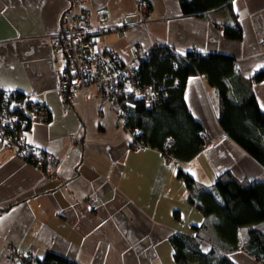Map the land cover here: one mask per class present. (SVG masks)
Segmentation results:
<instances>
[{
  "label": "crops",
  "instance_id": "1",
  "mask_svg": "<svg viewBox=\"0 0 264 264\" xmlns=\"http://www.w3.org/2000/svg\"><path fill=\"white\" fill-rule=\"evenodd\" d=\"M139 1L90 0L99 52L131 63L138 48L164 46L180 54L230 55L242 79L264 70V0H232L231 8L203 17L184 15L179 0H145L144 22L136 16ZM67 8L65 0H0V91L47 105L49 121L32 125L26 145L60 161L59 177L47 180L0 131V264L8 245L40 260L53 252L78 264H176L170 237L192 234L204 222L178 171L208 188L227 172L241 181L264 180V168L221 128L218 93L205 75L189 79L186 102L211 141L186 163L167 164L156 149H133L114 108L96 98L79 97L64 113L58 90L66 63L55 48ZM235 23L241 41L224 36L223 27ZM252 90L264 111V81ZM230 257L260 264L241 250Z\"/></svg>",
  "mask_w": 264,
  "mask_h": 264
},
{
  "label": "trees",
  "instance_id": "2",
  "mask_svg": "<svg viewBox=\"0 0 264 264\" xmlns=\"http://www.w3.org/2000/svg\"><path fill=\"white\" fill-rule=\"evenodd\" d=\"M179 2L184 15L200 17L232 5V0ZM223 33L226 39L233 41L244 37L239 23L224 26ZM235 61L225 54H180L173 48L156 46L137 62L139 90L151 87L156 93L155 101L148 103L141 92L116 96L112 107L117 115L124 114L126 128L136 132L133 143L159 150L162 155L164 141L174 137L176 142L171 154L176 162H189L210 143L202 134L209 138L210 135L186 102L189 79L205 75L209 85L218 91L221 128L264 168V111L252 90L255 83L264 81V70L251 79H242L234 71ZM3 99L4 94L0 92V110ZM15 113L26 125L17 123L8 127L0 122V131L13 140L19 153L26 149L33 156L36 151L20 143L21 137L31 129L32 121L22 111ZM26 160L37 165L32 157ZM178 177L189 192L188 202L202 214L204 222L193 225L192 234L175 233L170 237L175 263L235 264L230 255L241 250L264 264V180L241 181L227 172L205 188L183 169L178 171ZM244 229L246 233L242 236ZM32 264L78 263L48 252L42 260L37 259Z\"/></svg>",
  "mask_w": 264,
  "mask_h": 264
},
{
  "label": "built area",
  "instance_id": "3",
  "mask_svg": "<svg viewBox=\"0 0 264 264\" xmlns=\"http://www.w3.org/2000/svg\"><path fill=\"white\" fill-rule=\"evenodd\" d=\"M68 8L62 16L61 34L59 43L56 45V52L65 57L66 69L59 73L60 85L59 95L63 105L64 113L79 101V97L85 100L98 99L102 106H112L116 96L135 95L141 93L148 103L156 99V93L151 87L139 90L137 85L139 69L137 62L145 57L147 50L138 48L131 63L124 62L117 54L112 52H99L93 36V28L90 21V13L87 5L90 0H65ZM150 12V5L147 1H139L136 16L140 22H144ZM234 71L240 74L238 61L234 63ZM217 91V90H216ZM4 99L0 110V122L4 126L13 127L17 123L26 125V121L20 120L17 111H22L29 115L32 124L47 123L49 121V110L45 103H38L29 97L20 98L16 92H2ZM218 93V91H217ZM123 114V113H121ZM118 114L119 124L125 128L135 139V133L126 128L123 115ZM2 133L4 141L13 145V140ZM203 139L210 142L209 136L202 134ZM175 138L168 137L163 144L162 157L167 164L176 162L171 154L175 145ZM21 144H26V135L20 139ZM135 150L145 151L146 146L139 143H132ZM20 154L25 158H33L38 167L44 173L47 180L59 177L60 161L50 153H33L24 149ZM90 208L95 209L96 197L88 200ZM7 255L4 264H32L37 257L33 252L18 254L16 249L8 245Z\"/></svg>",
  "mask_w": 264,
  "mask_h": 264
},
{
  "label": "rangeland",
  "instance_id": "4",
  "mask_svg": "<svg viewBox=\"0 0 264 264\" xmlns=\"http://www.w3.org/2000/svg\"><path fill=\"white\" fill-rule=\"evenodd\" d=\"M202 221H200L201 223L203 222V218L201 219ZM200 224V223H199ZM188 231H190L191 230V227H188V229H187ZM245 233H246V230L244 229V230H241V235L242 236H244L245 235Z\"/></svg>",
  "mask_w": 264,
  "mask_h": 264
}]
</instances>
